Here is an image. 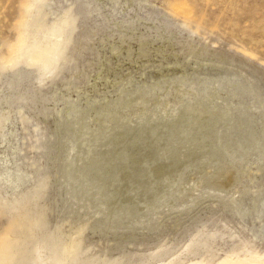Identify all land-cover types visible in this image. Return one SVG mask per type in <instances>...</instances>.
I'll return each instance as SVG.
<instances>
[{"label": "rangeland", "instance_id": "374dc122", "mask_svg": "<svg viewBox=\"0 0 264 264\" xmlns=\"http://www.w3.org/2000/svg\"><path fill=\"white\" fill-rule=\"evenodd\" d=\"M0 264H264V0H0Z\"/></svg>", "mask_w": 264, "mask_h": 264}]
</instances>
